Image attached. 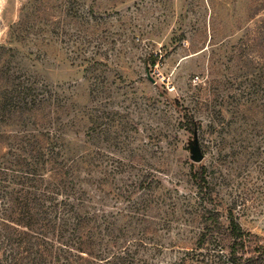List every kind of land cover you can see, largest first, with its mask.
Masks as SVG:
<instances>
[{
  "label": "rangeland",
  "instance_id": "374dc122",
  "mask_svg": "<svg viewBox=\"0 0 264 264\" xmlns=\"http://www.w3.org/2000/svg\"><path fill=\"white\" fill-rule=\"evenodd\" d=\"M27 1L0 0V43ZM251 1L81 0L96 12L92 25L70 15L37 21L10 44L17 80L31 75L70 95L65 133L87 155L82 176L96 181L100 264L175 261L180 230L202 207L206 189L192 178L201 164L218 207L238 202V220L264 235V59L253 46L264 10L251 11ZM15 250L5 254L0 239V264H33L19 243Z\"/></svg>",
  "mask_w": 264,
  "mask_h": 264
},
{
  "label": "trees",
  "instance_id": "16d2710c",
  "mask_svg": "<svg viewBox=\"0 0 264 264\" xmlns=\"http://www.w3.org/2000/svg\"><path fill=\"white\" fill-rule=\"evenodd\" d=\"M80 1L65 0L63 6L58 0H28L10 26L9 40L0 43V239L9 246L5 254L16 256L19 243L33 256V264L49 259L100 264L106 251L100 249L102 229L90 194L97 191L96 181L84 178L87 155L80 146L73 148L65 133L69 123L64 116L71 109L67 89L31 75L17 80L18 71H12L16 49L10 44L23 42L37 21L59 24L68 15L82 24L98 20L93 8L82 9ZM75 6L78 16L72 13ZM55 9L62 16L57 21L51 20ZM249 9L264 10V0H252ZM256 39L253 46L264 59V36ZM185 127L195 134L193 119ZM192 178L201 193L206 189L202 207L186 218L190 226L180 230L179 255L168 264H264V235L238 220V202L218 207L206 165L192 172Z\"/></svg>",
  "mask_w": 264,
  "mask_h": 264
},
{
  "label": "water",
  "instance_id": "95a60500",
  "mask_svg": "<svg viewBox=\"0 0 264 264\" xmlns=\"http://www.w3.org/2000/svg\"><path fill=\"white\" fill-rule=\"evenodd\" d=\"M151 80H153V77H149ZM192 158L195 161H201L203 158V154L201 152V148H200V144H199V140L197 137H195V144L192 148Z\"/></svg>",
  "mask_w": 264,
  "mask_h": 264
},
{
  "label": "built area",
  "instance_id": "2783aa9c",
  "mask_svg": "<svg viewBox=\"0 0 264 264\" xmlns=\"http://www.w3.org/2000/svg\"><path fill=\"white\" fill-rule=\"evenodd\" d=\"M153 73H154V75H156V76L159 77L160 79H163L162 81L164 82L165 77H164V75H163V73H162L161 71L154 70Z\"/></svg>",
  "mask_w": 264,
  "mask_h": 264
}]
</instances>
